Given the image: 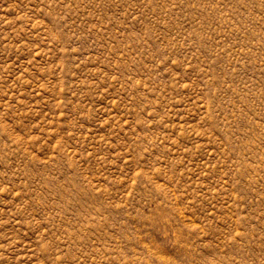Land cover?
<instances>
[{
    "label": "rangeland",
    "instance_id": "374dc122",
    "mask_svg": "<svg viewBox=\"0 0 264 264\" xmlns=\"http://www.w3.org/2000/svg\"><path fill=\"white\" fill-rule=\"evenodd\" d=\"M0 264H264V0H0Z\"/></svg>",
    "mask_w": 264,
    "mask_h": 264
}]
</instances>
